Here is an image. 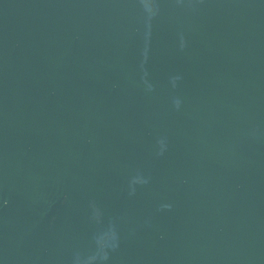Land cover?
I'll return each mask as SVG.
<instances>
[{"label":"water","instance_id":"95a60500","mask_svg":"<svg viewBox=\"0 0 264 264\" xmlns=\"http://www.w3.org/2000/svg\"><path fill=\"white\" fill-rule=\"evenodd\" d=\"M0 264H264V0H0Z\"/></svg>","mask_w":264,"mask_h":264}]
</instances>
